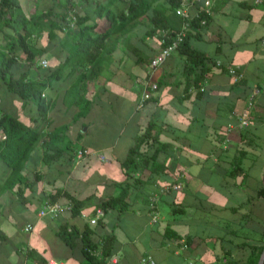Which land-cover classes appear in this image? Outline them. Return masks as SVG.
<instances>
[{"label": "crops", "instance_id": "1", "mask_svg": "<svg viewBox=\"0 0 264 264\" xmlns=\"http://www.w3.org/2000/svg\"><path fill=\"white\" fill-rule=\"evenodd\" d=\"M106 1L55 0L60 5L56 13H64L62 4H72L80 22L73 24L70 17L68 25L55 28L51 54L57 73L43 91L52 102L48 122L38 117L34 103L23 105L0 91V116L17 115L43 133L55 129L59 147L72 146L55 150L54 159L45 163L38 141L24 163L25 182L8 187L10 167L0 159V264H89L80 237L70 246L57 236L62 225L79 231L87 227L95 241L111 234L110 264H140L145 255L155 264H223L225 254L244 260L247 244L264 239V196H257L264 188V0H202L209 19L193 27L186 40V47L205 56L208 71L197 83L195 72L203 66L190 61L185 48L173 51L156 69L148 67L161 33L180 24L168 0L152 3L153 8L162 4L163 13L151 9L122 30L118 25L109 29L107 9L98 14L97 5ZM17 2L25 15L53 4ZM127 3L110 5L117 22L127 19L121 17ZM11 32L0 27V45ZM44 38L40 43H46ZM213 61L239 67L242 80L234 82ZM21 62L15 72L28 69ZM37 76L47 81L40 72ZM148 82L157 87L143 99ZM253 85L260 93L250 124L239 128L238 116ZM83 107L84 115L76 117ZM136 143L140 166L127 174L123 162ZM78 149L88 152L77 159ZM173 182L181 188L158 192L161 184ZM122 188H127L126 207L108 208L91 222L98 204ZM57 190L85 199L79 214L38 215ZM155 193L158 200L151 209L149 198ZM56 201L68 203L62 193ZM26 224L33 226L30 231L24 230Z\"/></svg>", "mask_w": 264, "mask_h": 264}, {"label": "trees", "instance_id": "2", "mask_svg": "<svg viewBox=\"0 0 264 264\" xmlns=\"http://www.w3.org/2000/svg\"><path fill=\"white\" fill-rule=\"evenodd\" d=\"M67 1L69 2L70 0ZM114 1L115 0H108L97 5L98 14H100L103 9H107L106 14L110 30L115 25H118V30H122V26L136 23V21H138L143 15L147 14L151 9L153 12L157 13H163L165 10L162 4H156L154 8L152 7V3L156 0H128L126 5L127 14L125 15L124 12L121 14V17L124 16L127 17V19L125 22H117L115 12L110 9V5ZM178 4L179 0H168L167 5L171 7L173 13L176 14L175 8ZM71 5L72 4L69 3L62 4L64 13L59 14L55 12V6L58 7L60 5L58 3L55 5V0H53L52 6L46 10L25 15L17 0H0V27L7 26L12 30V32L8 34L9 37H6L5 42L0 45V91L20 98L23 105L28 102L34 103L38 109V117L46 122L49 120L47 112L51 108L52 102L51 99L44 97L42 94L48 87V81H51L57 73V70L55 71V65H52L55 58L51 54V50L55 44V28H61L62 25L66 24L68 25L69 20L67 19L70 17L73 20V24L80 22L78 14L74 11ZM57 18H60V20L58 21ZM208 19L209 16H207V21ZM60 22H62V24ZM191 26L199 27L201 25L199 24L198 19H193ZM165 31L167 32L169 30ZM191 33L192 29L189 30L179 48H185L188 50L187 56L194 64L197 62L202 64L203 67L200 68V71L195 72L194 81L197 83L204 78L208 69L204 67L205 56L194 49L186 47V40ZM42 37H45V44L40 43ZM93 40H96V38H93ZM97 40L95 43H97ZM90 53L91 55L94 54L93 51ZM40 59L46 60V66H42L38 62ZM19 60H22L21 63L28 67L26 71L21 73L15 72L16 69H18L17 63ZM212 65L215 66L214 61L212 62ZM217 67L221 70L227 71V68L223 65ZM37 72H40L42 76H45L47 81L45 82L39 79ZM241 80L242 79L236 82ZM86 109L87 108L85 107L81 108L76 117L84 115ZM0 129L4 135V137L0 139V159L10 167V174L6 180L7 187L15 183L20 184L25 182L26 178L22 174L24 163L27 160L30 151L38 141L41 140L43 146V159L45 163L54 159L55 150L61 152V150L72 149V146L69 143H66L62 148L59 147V140L56 139V136L58 135L55 133V129L43 133L41 130L32 128L30 124L20 120L19 117L14 114L10 115L6 112L2 113L0 116ZM135 145L137 147L133 146L129 148L127 157L123 162L126 173L127 171L138 169L140 166L136 158L139 143H136ZM36 177L38 178L39 175ZM16 191L17 194L20 193V189H17ZM60 191L61 190H57L56 194L50 193L47 199L52 202L56 201L58 196L62 193L70 203L71 214H79L85 199L79 200L74 198L68 192ZM126 195L127 188H122L117 195L102 200L98 206L103 211L115 207L121 210L126 207V202L124 201ZM258 195L264 196V188L257 190V196ZM57 236L70 246L73 245V241L76 237H80L82 241V252L89 264H104L111 256L113 243V237L111 234H107L101 238V255L99 257L90 255L88 252L89 248H96L99 246L98 241L91 239V230L89 228L85 227L79 231L74 226L62 225L57 231ZM247 245L250 248V252L244 260L241 261L225 254L226 260L223 264H258L259 256L264 247V239L260 243Z\"/></svg>", "mask_w": 264, "mask_h": 264}, {"label": "built area", "instance_id": "3", "mask_svg": "<svg viewBox=\"0 0 264 264\" xmlns=\"http://www.w3.org/2000/svg\"><path fill=\"white\" fill-rule=\"evenodd\" d=\"M175 13L180 17V24L177 30L173 32H166L164 31L161 33L159 38L160 48L158 52L150 58L148 62V67L150 70H154L157 67H159L170 54L177 50L179 46L183 43L184 39L186 38L189 30H191L193 27L191 26V22L193 19H198V22L201 26H204L207 24V16L210 14L208 6H206V3L202 0H179L178 6L175 8ZM39 63L42 66H46V60L40 59ZM216 66H221L220 61L215 62ZM227 72L230 74L232 80L234 82L242 79L243 72L241 69L237 66H227ZM157 87L155 83L148 82L143 86V92H142V98L148 99L150 98L151 90H154ZM260 93V87L258 85H253L250 89L248 99L246 102V105L242 112L238 116L237 120V126L239 128H246L249 126L250 121V112L252 107L255 104L256 98ZM43 95V94H42ZM232 128V125H228V129L230 130ZM88 151L86 149H78L76 151V158H81L85 153ZM181 188V185L179 182H173V183H165L161 184L158 188L159 193H166L171 190H179ZM159 193L153 194L149 198V205L151 209L155 206L158 200ZM70 203H60L58 201H49L45 200L40 206L38 210V215L40 217L49 216L51 218L56 217L60 212L64 210H70ZM154 212V211H153ZM103 210L100 207H97L95 209L94 217L91 219V222H96L100 217L103 216ZM152 220H155L157 218L156 212L152 213ZM31 224H26L24 226L25 231H30L32 229ZM99 246L96 248H89L88 252L90 255L94 256H100L101 255V240L98 241ZM114 262L113 258H109L105 264H110ZM49 264H59L55 260H49ZM140 264H155L154 259L149 256L145 255L140 258Z\"/></svg>", "mask_w": 264, "mask_h": 264}, {"label": "water", "instance_id": "4", "mask_svg": "<svg viewBox=\"0 0 264 264\" xmlns=\"http://www.w3.org/2000/svg\"><path fill=\"white\" fill-rule=\"evenodd\" d=\"M258 264H264V247H263L261 254L259 256Z\"/></svg>", "mask_w": 264, "mask_h": 264}, {"label": "rangeland", "instance_id": "5", "mask_svg": "<svg viewBox=\"0 0 264 264\" xmlns=\"http://www.w3.org/2000/svg\"><path fill=\"white\" fill-rule=\"evenodd\" d=\"M44 39H45V38H44ZM44 42H45V40H44ZM45 200H48V199H45ZM45 200H44V201H45ZM41 206H42V205H41ZM54 218H55V217H54Z\"/></svg>", "mask_w": 264, "mask_h": 264}]
</instances>
